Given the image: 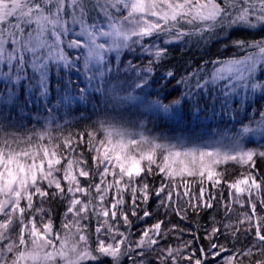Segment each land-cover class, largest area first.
<instances>
[{"label":"snow or ice","instance_id":"1","mask_svg":"<svg viewBox=\"0 0 264 264\" xmlns=\"http://www.w3.org/2000/svg\"><path fill=\"white\" fill-rule=\"evenodd\" d=\"M212 45L162 77L179 95L149 90L171 48ZM209 109L229 126L193 129ZM258 160L264 0H0V264H264ZM150 201L209 210L208 246L160 219L134 232Z\"/></svg>","mask_w":264,"mask_h":264},{"label":"trees","instance_id":"2","mask_svg":"<svg viewBox=\"0 0 264 264\" xmlns=\"http://www.w3.org/2000/svg\"><path fill=\"white\" fill-rule=\"evenodd\" d=\"M223 50L220 49L216 45H212L206 52L201 49L200 51H197L195 49L191 51H181L178 47H173L170 49V55L168 57V60L163 62L161 66H158L156 68V71L152 77L151 81V88L149 89L152 92L160 93L161 96L168 92H172L173 96L179 95L180 90H183L184 85L177 84L175 80H173L170 84L167 79H162L164 77V74L171 69L172 71H175L177 73V79H179L180 75L186 74L187 71L192 70L196 66H198L204 59L211 60L215 58L220 52ZM173 89H176V91H173ZM155 99V97H152ZM171 98V97H170ZM167 102V101H165ZM211 110H208V118L207 119H213L210 114ZM205 113L201 112L199 118L192 116L191 123L199 120L205 121L204 118ZM77 123L75 125L74 129L75 131L82 129L86 123ZM228 172L226 174V179H233L238 176V174L242 171V169L239 166L233 165L229 163L227 165ZM257 168L260 169L261 173L264 174V161H257ZM159 177L156 178V183L158 184ZM198 186L193 185V191L196 190ZM215 191V190H213ZM221 191L223 192V196L225 200L228 199V189L224 186H221ZM155 198H153L154 200ZM55 207V205H54ZM148 210L152 213V216L147 218L145 221H137L135 217H131L133 220V231L135 232L137 228H143L147 225H150L151 223H154L157 219L164 220L166 224L171 226L172 224L178 225L181 228H189L191 232H195L196 235L200 237L199 243L204 245L205 247L208 246L209 241L207 239H204L206 233L205 228L211 226V220H210V211L204 210L200 211L199 214L192 213L191 211L188 213L187 219L181 220L180 217H178L175 213H165V209L163 207H158L155 203L149 202ZM59 212H62L63 209H58ZM217 220H220L222 218L220 213H216ZM138 234V233H137ZM172 239L173 244L179 243V241H176L173 237H170ZM183 238L185 240H191L192 235L189 232H185ZM195 246V244L193 245Z\"/></svg>","mask_w":264,"mask_h":264},{"label":"rangeland","instance_id":"3","mask_svg":"<svg viewBox=\"0 0 264 264\" xmlns=\"http://www.w3.org/2000/svg\"><path fill=\"white\" fill-rule=\"evenodd\" d=\"M128 59H132V57H128ZM133 63L145 64V63H147V58H145L144 61L133 60ZM257 107H259V105H257ZM79 115H80L79 113H76L71 118L73 120V124H72V130L73 131H75L74 129H76L75 125L77 124L76 121H77ZM85 115H87V113H85ZM80 123L82 124V123H85V122L81 121ZM86 123H88V121H86ZM200 125H207L209 129H213V130H222V129H224V128L229 126L225 121L220 120L219 117H217L216 119H206L205 121L199 120V121H195V122L191 123L192 128L195 129L196 131H200ZM153 131H154V134H160L161 130L160 129H155ZM165 132H166V130H165ZM249 146H253V145H249ZM228 198H229V191H228ZM235 219H236V217L233 216V220H235ZM239 240L241 242L240 243L241 247H244L247 244V241L243 239V236H241L239 238ZM221 242L225 243V244L228 243L227 241H224V240H222ZM228 246L231 247V245H228Z\"/></svg>","mask_w":264,"mask_h":264}]
</instances>
